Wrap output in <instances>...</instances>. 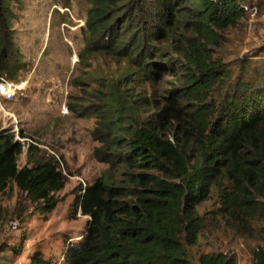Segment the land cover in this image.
<instances>
[{
  "label": "trees",
  "instance_id": "trees-1",
  "mask_svg": "<svg viewBox=\"0 0 264 264\" xmlns=\"http://www.w3.org/2000/svg\"><path fill=\"white\" fill-rule=\"evenodd\" d=\"M13 0H0V77L16 78L25 66L23 52L13 33ZM91 7L86 19L84 50L103 51L125 58L147 80H156L164 63L152 61V44L168 33L181 18L196 26L197 38L190 41L183 87L170 91L155 116L132 127L126 145L120 135L121 116L131 104L112 84L98 96L103 101L95 136L102 144L94 150L97 159L112 166L123 164L137 184L120 185L99 176L83 188L75 210L90 215L83 240L68 247V264H237L234 253L204 252L199 262L188 254L187 244H196L206 226L197 206L209 195L222 176L232 181L236 217L248 229L260 214L264 223V85L239 78L222 100L212 97L225 73L221 60L212 54L224 30L248 12L241 0H186L191 6L185 15L182 0H87ZM125 17H122V15ZM187 23H190V22ZM155 47V46H154ZM72 110L73 108L70 107ZM176 125L199 147V157L189 154L177 136L167 129ZM23 134V132H22ZM36 147L30 144V150ZM24 142L9 129L0 128V196L15 183L43 211L56 204L55 192L67 176L52 158L20 166ZM136 167L158 170L164 175L134 173ZM134 188V198L126 200ZM262 197L263 199H261ZM262 243L254 250V264H264ZM31 264H57L41 251Z\"/></svg>",
  "mask_w": 264,
  "mask_h": 264
},
{
  "label": "rangeland",
  "instance_id": "rangeland-1",
  "mask_svg": "<svg viewBox=\"0 0 264 264\" xmlns=\"http://www.w3.org/2000/svg\"><path fill=\"white\" fill-rule=\"evenodd\" d=\"M241 1L257 6V13H247L236 25L217 30L219 43L210 45L225 73L212 92V97L219 101L233 91L241 77L264 85V0ZM10 7L14 13V37L25 61L13 80L21 82L24 88L14 99L0 98V128L9 129L15 137L18 134L24 142L18 159L21 167L54 158L67 181L55 192L56 204L50 211L39 208L15 183L9 184L0 196V264H31L37 251L57 264H68L67 249L83 240L90 220V215L82 214L80 208L75 210V201L83 188L99 176L120 185L137 184L126 166H112L94 155L95 148L102 144L95 136V132H100L103 102L98 93L114 84L131 104L132 113L127 108L121 116L120 135L126 145L132 127L155 116L170 91L184 86L188 71L182 69L186 62L184 54L199 34L189 18L184 17L172 26L170 33L156 39L151 46L152 61L164 66L158 79L152 81L137 73L125 58L84 50L91 7L87 0H13ZM179 7L185 15L190 13L186 0ZM167 133L179 138L191 163L199 157L197 143L184 137L175 124ZM30 144L36 147L30 150ZM133 172L164 175L141 167ZM133 190L122 197L132 200ZM230 192L235 198L232 181L222 176L197 206L205 216L206 226L196 244L186 245L193 261L198 263L204 252L224 251L234 253L237 264H254V250L262 243L260 228L264 223L257 214L252 229L241 225L234 204L226 196ZM241 199L235 198L237 203Z\"/></svg>",
  "mask_w": 264,
  "mask_h": 264
},
{
  "label": "built area",
  "instance_id": "built-area-1",
  "mask_svg": "<svg viewBox=\"0 0 264 264\" xmlns=\"http://www.w3.org/2000/svg\"><path fill=\"white\" fill-rule=\"evenodd\" d=\"M245 10L248 13L256 14L258 11L257 6L250 5L245 6ZM24 88L21 82L15 81L13 79L1 76L0 77V98L4 97L5 99L11 100L16 97V94ZM16 138L20 139L19 135H16Z\"/></svg>",
  "mask_w": 264,
  "mask_h": 264
}]
</instances>
